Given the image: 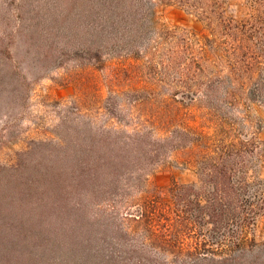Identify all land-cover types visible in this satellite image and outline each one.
Here are the masks:
<instances>
[{
	"label": "rangeland",
	"instance_id": "374dc122",
	"mask_svg": "<svg viewBox=\"0 0 264 264\" xmlns=\"http://www.w3.org/2000/svg\"><path fill=\"white\" fill-rule=\"evenodd\" d=\"M95 1L0 0V176L18 154L45 142L50 145L31 154L33 163L44 170L54 166L55 190L62 193L66 187L70 193L68 251H59L50 264H82L75 236L99 237L103 248L112 250L111 227L137 209L145 190L167 212L188 214L198 238L221 255L246 242L250 251L231 264H264V104L240 99L236 108L224 109L231 136L249 143L226 161L224 171L234 178L217 180L226 193L214 190L196 164L185 163L188 155L177 151L184 145L176 132L180 123L206 124L211 108L200 87L203 77L186 78L164 64L171 30L200 54L212 37L206 23L181 5H158L154 15L132 10L112 16L101 4L95 9ZM225 2L226 15L235 22L256 14L253 0ZM184 67L180 63L177 70ZM173 97L181 104L175 105ZM107 131L127 142L148 134V148L160 147V157L140 176L122 171L117 184L91 183L88 173L78 183L73 170L77 145ZM95 189L100 192L92 199ZM167 258L173 264V257Z\"/></svg>",
	"mask_w": 264,
	"mask_h": 264
},
{
	"label": "trees",
	"instance_id": "16d2710c",
	"mask_svg": "<svg viewBox=\"0 0 264 264\" xmlns=\"http://www.w3.org/2000/svg\"><path fill=\"white\" fill-rule=\"evenodd\" d=\"M253 2L256 5L254 18L239 23L226 15L225 0L95 1V9L101 4L104 12L112 16L122 11L132 13V10L154 15L158 5H181L206 23L212 37L206 38L200 54L194 53L186 37H176L178 32L171 30L172 46L164 64L167 70L181 72L186 78L203 77L200 87L203 85L202 94L211 108L204 116L205 128L180 123L176 132L184 145L177 151L187 154L185 163L196 164L220 193L226 191L217 180L221 183L222 179L234 178L224 171L226 161L242 154L249 143L231 136L232 123L224 109L236 108L240 99L264 104V0ZM180 63L185 66L183 71L177 70ZM172 100L175 105L181 104L176 97ZM179 117L178 114L176 118ZM148 136L150 138L148 134L135 135L127 142L107 131L98 138H91L90 142L77 145L73 170L78 174V183L83 181L84 173H88L91 183L107 181L111 185L121 182L122 171L140 176L146 165L160 157V147L148 148ZM48 145L34 143L18 154L13 165L4 168L8 170L6 175L0 176V264H50L59 251H68L70 193L66 187L62 193L55 190L54 166L49 165L50 169L44 170L43 166L34 164L31 157ZM99 192L92 190L90 197L97 198ZM140 193L144 194L138 199L137 209L118 217L110 229L109 235L116 245L112 250L103 248L99 237L72 239L75 247H80L82 264H169L168 256L173 257V264H231L250 251L246 242H238L235 243L240 246L238 249L229 246L227 256L221 255L210 248L212 244L207 239L198 238L188 214L167 212L147 190ZM180 196L176 190V202ZM206 200L210 202L211 198ZM197 202L200 206V198ZM209 216L213 219L211 214ZM225 243L222 245H228Z\"/></svg>",
	"mask_w": 264,
	"mask_h": 264
}]
</instances>
